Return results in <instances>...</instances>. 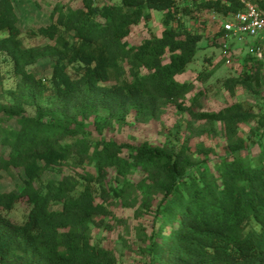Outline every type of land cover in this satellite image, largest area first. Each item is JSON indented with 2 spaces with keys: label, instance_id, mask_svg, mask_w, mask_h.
<instances>
[{
  "label": "trees",
  "instance_id": "16d2710c",
  "mask_svg": "<svg viewBox=\"0 0 264 264\" xmlns=\"http://www.w3.org/2000/svg\"><path fill=\"white\" fill-rule=\"evenodd\" d=\"M249 1L264 12V0ZM191 3L55 5L48 24L25 32L48 42L25 46L12 1L0 0V31L5 32L0 85L1 54L10 58L18 76L15 87L6 90L8 101L0 102V178L12 168L24 176L19 191L0 192V264H118L111 250L91 242L90 225L96 216L111 214L108 206L134 186L144 211L158 199V227L146 245L154 261L264 264V151L251 159L237 154L243 148L237 126L252 114L241 103L216 111L187 106L185 95L193 83L176 79L194 59L201 39L181 17L201 9L227 17L242 5L237 0ZM150 10L162 13L160 35L128 45L131 27L148 22ZM45 57L51 59L50 72L37 77L28 67ZM254 63V72L243 70L239 78L227 80L230 93L235 83L257 82L261 62ZM166 104L195 120L224 125L227 154L213 169L198 167L186 145H135L80 135L90 117L101 131L130 113L139 122L158 118ZM64 167L70 172L60 178H43L46 171L61 173ZM135 172L141 175L137 183L130 180ZM23 197L29 207L15 222L9 212Z\"/></svg>",
  "mask_w": 264,
  "mask_h": 264
},
{
  "label": "rangeland",
  "instance_id": "374dc122",
  "mask_svg": "<svg viewBox=\"0 0 264 264\" xmlns=\"http://www.w3.org/2000/svg\"><path fill=\"white\" fill-rule=\"evenodd\" d=\"M11 1L25 46L48 42L45 38L29 36L25 32L48 24L49 14L55 5L64 8L81 6V0ZM176 3L179 7L193 6L191 0H176ZM149 12L151 19L148 22L141 20L131 27L125 38L128 45L138 44L151 33L160 35L163 29L162 13L152 10ZM181 19L186 28L201 35L194 59L182 74L176 76L178 81L193 83L192 90L185 95V105L199 110L216 111L233 103H241L250 110L252 117L237 126V137L243 145L237 154L250 159L257 156L260 151H264V53L259 57L251 51L253 40L248 36L242 40L228 38L227 48L222 47L217 32L227 18L214 10H193ZM3 35L5 32L0 31V36ZM164 60H167V54ZM255 60L261 62L257 82L253 80L246 84L235 83L233 92L230 93L226 87L227 80L239 78L243 70L254 72ZM50 65L51 59L45 57L29 66L28 70L37 77H44L49 74ZM1 73L0 102H7L9 98L6 90L15 87L18 76L14 74L12 62L5 54H1ZM194 97L196 99L192 101ZM27 112L31 114L32 110L27 109ZM80 135L89 140H112L135 145L142 142L159 146L186 145L198 167L211 169L226 156L229 143L221 122L195 120L186 110H179L172 104H166L158 118L139 122L130 113L124 122L113 120L101 131L96 129L90 117L80 127ZM68 172V167H64L61 173L46 171L43 178L57 179ZM112 176L113 171L110 170L108 178L112 179ZM23 177L21 169L12 168L10 173L2 171L0 192L19 191ZM140 177L141 175L135 172L130 180L137 183ZM141 199L139 188L132 187L127 191L125 198H118L108 206L111 214L96 216L90 225L91 242L111 250L118 264H159L150 258L146 251L147 238L158 227V223L154 221V208L158 199L155 197L151 208L145 211L140 205ZM28 207L26 198H21L9 212L10 218L21 222Z\"/></svg>",
  "mask_w": 264,
  "mask_h": 264
},
{
  "label": "built area",
  "instance_id": "2783aa9c",
  "mask_svg": "<svg viewBox=\"0 0 264 264\" xmlns=\"http://www.w3.org/2000/svg\"><path fill=\"white\" fill-rule=\"evenodd\" d=\"M95 4L106 3L107 0H91ZM242 8L227 16L221 23L222 34L219 36L221 46L227 48V39L242 40L245 36L253 42L251 51L259 57L264 53V12L249 0H237Z\"/></svg>",
  "mask_w": 264,
  "mask_h": 264
}]
</instances>
